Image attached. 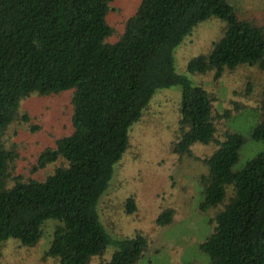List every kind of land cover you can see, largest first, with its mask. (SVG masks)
<instances>
[{
  "label": "trees",
  "instance_id": "obj_1",
  "mask_svg": "<svg viewBox=\"0 0 264 264\" xmlns=\"http://www.w3.org/2000/svg\"><path fill=\"white\" fill-rule=\"evenodd\" d=\"M112 1L0 0V261L9 243L35 246L51 220L57 225L45 256L60 264H91L108 250L110 256L100 264H136L159 252L140 232L112 239L99 215V200L115 164L131 147L132 127L159 90L178 86V136L171 150L206 168L199 175L198 209L204 214L216 209L208 221L212 230L198 248L208 264H264V153L234 168L247 138L264 142V92L254 108L259 121L248 137L226 130L219 139L216 119H230L233 110L215 115L213 96L188 76L212 73L218 82L227 70L241 66L264 71L260 12L236 9V0H139L134 11L122 15L113 37L107 21ZM212 17L222 22L220 36L210 51L192 56L178 72L175 48ZM67 91L72 92L71 130L25 167L16 148L4 142L21 101ZM195 143L212 150L197 156L191 148ZM56 162L44 179L32 177ZM122 205L125 213H134L135 195ZM174 214L163 209L155 225L170 224Z\"/></svg>",
  "mask_w": 264,
  "mask_h": 264
},
{
  "label": "rangeland",
  "instance_id": "obj_2",
  "mask_svg": "<svg viewBox=\"0 0 264 264\" xmlns=\"http://www.w3.org/2000/svg\"><path fill=\"white\" fill-rule=\"evenodd\" d=\"M138 3L139 0H114L110 3L107 21L115 31L113 37H117L122 27V15L134 11ZM233 5L236 9H256L260 12L258 20L264 24V0H236ZM221 29L222 22L215 17L201 22L175 48L176 70L184 71L192 56L210 51ZM188 76L213 96L215 115H221L227 108L233 110L230 119H216L217 138L222 139L226 130L248 137L252 127L259 121L254 108L264 92V71L257 66H241L233 71L227 70L218 82L213 81L212 73ZM248 83L251 84V92L246 94ZM71 98L72 92L67 91L45 96L32 94L21 101L18 118L8 127L4 136L6 147L14 146L18 151L20 164L26 167L30 162L34 163L38 152L45 145L69 133ZM179 101L178 86L156 93L146 114L132 127L131 147L115 164L110 186L99 200L101 210L98 212L112 239L135 231L132 235L140 232L147 238L148 245L151 240L153 249L159 248V252L148 258L141 257L136 264H183L192 260L195 264H208L206 255L199 250L198 245L211 232L212 226L208 221L216 209H209L205 214L198 209L202 198L199 175L206 168L199 161L186 156L182 158L171 150L178 136ZM234 102L243 107L236 111ZM31 126H38L39 129L31 133ZM191 148L197 156H205L212 150L211 145L201 143H195ZM258 153H264V142L247 138L234 168L242 167ZM57 164L59 162L48 164L32 177L44 179ZM21 171L25 177L29 175L23 169ZM132 194L135 195L137 209L127 214L122 202ZM166 208L175 210L172 222L166 226L155 225L156 216ZM55 225L56 221H46L42 226V238L33 247L9 243L0 264H60L57 259L45 256ZM109 256L108 250L100 258H94L91 264H100Z\"/></svg>",
  "mask_w": 264,
  "mask_h": 264
}]
</instances>
